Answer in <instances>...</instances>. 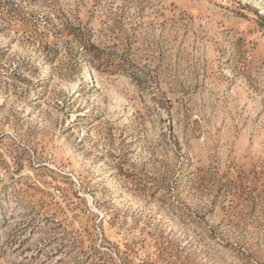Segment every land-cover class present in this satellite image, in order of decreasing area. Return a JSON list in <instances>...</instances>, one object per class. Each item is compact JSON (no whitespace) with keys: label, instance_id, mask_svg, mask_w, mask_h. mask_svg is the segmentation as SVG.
<instances>
[{"label":"rangeland","instance_id":"1","mask_svg":"<svg viewBox=\"0 0 264 264\" xmlns=\"http://www.w3.org/2000/svg\"><path fill=\"white\" fill-rule=\"evenodd\" d=\"M0 264H264V0H0Z\"/></svg>","mask_w":264,"mask_h":264}]
</instances>
